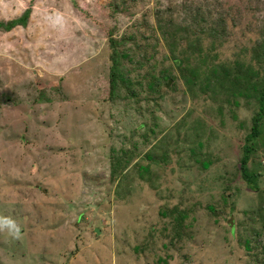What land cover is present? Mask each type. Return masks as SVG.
Masks as SVG:
<instances>
[{
    "label": "rangeland",
    "instance_id": "rangeland-1",
    "mask_svg": "<svg viewBox=\"0 0 264 264\" xmlns=\"http://www.w3.org/2000/svg\"><path fill=\"white\" fill-rule=\"evenodd\" d=\"M29 5L0 30V264H264L245 243L262 228L264 132L259 190L240 164L258 106L211 72L258 68L264 0H0V19ZM111 34L128 38L135 96L109 99ZM50 82L62 92L40 101ZM175 205L192 208L183 239L162 212Z\"/></svg>",
    "mask_w": 264,
    "mask_h": 264
},
{
    "label": "trees",
    "instance_id": "trees-1",
    "mask_svg": "<svg viewBox=\"0 0 264 264\" xmlns=\"http://www.w3.org/2000/svg\"><path fill=\"white\" fill-rule=\"evenodd\" d=\"M30 4H32V2H30ZM31 12L32 6L29 5L19 17L6 21L4 19H0V30L8 31L19 25L26 26L29 22ZM178 29H180V26H178ZM112 35L113 34H111L109 40L111 47L110 58L112 60L108 87L109 99L114 100L117 98L120 95L121 88H124L128 94L135 96L136 94L132 88L133 84L130 80V76L125 73V60H129L128 58H130V55L132 56V52L130 54L131 48L129 49L125 47L128 42V38L124 35L118 39ZM247 50H250L252 58L256 59L258 68H256L251 62L247 63L245 60H236L232 64L223 62L220 66H213L211 68V72L214 73L219 86L226 89V99L229 102L237 104L238 97L244 96L248 99L247 102H249L250 99H254L257 103L258 111L253 115L250 132L245 137L240 164L242 176L246 180L247 184L251 188L259 190V177L261 176V171L251 170L249 164L252 157L258 152L259 141L264 132V129L262 128V120L264 119V27L262 29V36L254 45L247 48ZM180 66L182 72L187 73V79L191 82H195V77L197 76L196 71L192 68L188 70L181 64ZM167 78L165 77L166 80ZM155 81L156 82H153L151 85V88L155 92H158L160 79ZM204 86L211 87V83L204 82L203 87ZM36 87L39 92V100L43 102L51 100V96L47 93V88L57 90L60 93L62 92L60 82H50L45 85V87H40V84H36ZM216 88L217 87L211 89L215 95L219 93V90H216ZM262 144L264 145V141ZM112 159V176L115 177L120 173L119 170H121V164L124 157L119 156L118 158L114 157ZM201 163L204 164L205 161H202ZM138 165L139 164L137 163L136 166ZM191 209V207L182 208L180 205H175L173 208H165L162 210L163 214L172 218V225L175 230L174 235L180 239H183L186 234H189L188 232H185L189 227V223H186V218H188L189 211ZM208 209L210 213H218L216 206H208ZM259 215L262 220V228L260 231L254 232L252 239H248L245 243L247 248L259 247L260 250L258 251V255L261 253L264 255V242L257 240L258 236L264 238V199H262L261 206L259 207ZM231 229L232 233H234V226H231ZM258 259L259 258L256 256V260Z\"/></svg>",
    "mask_w": 264,
    "mask_h": 264
},
{
    "label": "clouds",
    "instance_id": "clouds-1",
    "mask_svg": "<svg viewBox=\"0 0 264 264\" xmlns=\"http://www.w3.org/2000/svg\"><path fill=\"white\" fill-rule=\"evenodd\" d=\"M13 227H15V225H13ZM16 231L18 232V231H19V229H18V228H16Z\"/></svg>",
    "mask_w": 264,
    "mask_h": 264
},
{
    "label": "water",
    "instance_id": "water-1",
    "mask_svg": "<svg viewBox=\"0 0 264 264\" xmlns=\"http://www.w3.org/2000/svg\"><path fill=\"white\" fill-rule=\"evenodd\" d=\"M100 230H98V232H99Z\"/></svg>",
    "mask_w": 264,
    "mask_h": 264
}]
</instances>
